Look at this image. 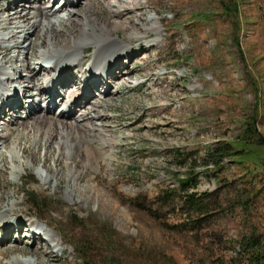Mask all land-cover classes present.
<instances>
[{
	"label": "rangeland",
	"instance_id": "rangeland-1",
	"mask_svg": "<svg viewBox=\"0 0 264 264\" xmlns=\"http://www.w3.org/2000/svg\"><path fill=\"white\" fill-rule=\"evenodd\" d=\"M9 1H0V15L7 14ZM48 1L60 8V16L73 12L78 20L86 14L95 17L96 11L98 19L115 24L120 20L115 13L142 5V10L130 13L134 25L158 31L139 42L133 60L122 54L112 85L93 91L97 99L106 98L98 123L107 126L110 132H103L118 143L109 164L72 181L60 158L62 146L47 150L42 139L35 149L38 161L27 157L17 164L21 178L9 171L0 176L3 189L16 192L21 216L40 215L72 238L65 251L47 241L51 251L44 256L45 264H85L81 254L88 264H250L251 252L245 250L250 238L264 253V145L257 144L264 137V0H113L111 6L108 0H74L67 5ZM37 5L27 0L25 7ZM229 5L237 10L230 12ZM12 55L18 59L15 75L30 63L31 68L40 65L36 58L26 59L24 48ZM88 67L89 62L83 70ZM78 70L82 68L72 72ZM43 79L41 71L37 90H43ZM67 83L70 90L79 91L78 83ZM31 91L36 92L32 85ZM40 102L39 110L44 105L43 99ZM61 103L49 116L72 120L62 116ZM23 106L19 116L25 119ZM251 116L256 122L249 135L245 131ZM241 137L247 138V146L238 141ZM224 142L235 149L246 147L248 159L221 160L215 149ZM81 151L74 147V165L83 159ZM184 157L187 161L180 164ZM48 169L55 176L45 184L41 173ZM189 175H196L192 190L208 205L203 214L181 208L180 179ZM68 190L73 199L66 197ZM166 192L171 198L160 199ZM30 241L26 248L41 249L42 242L33 246ZM8 250L9 258L33 260L32 255Z\"/></svg>",
	"mask_w": 264,
	"mask_h": 264
},
{
	"label": "bare ground",
	"instance_id": "bare-ground-1",
	"mask_svg": "<svg viewBox=\"0 0 264 264\" xmlns=\"http://www.w3.org/2000/svg\"><path fill=\"white\" fill-rule=\"evenodd\" d=\"M35 1L39 5L27 9V0H10L9 10L5 12L7 14L0 15V176L9 171V174L21 178L23 171L17 164L27 157L31 158V162H37L35 149L41 146L42 139H45L47 150L55 144L58 149L62 146L60 158L65 160L70 179L76 181L87 172L98 170L102 163L109 164L113 158L112 151L118 144L113 135L103 132V129L109 131L108 127H101L98 123L103 118L100 108L104 107L103 101L106 98L97 99L93 94L94 89L106 90L109 84L112 85L117 71L121 70L122 54L126 53V57L133 60V52L141 47L139 42L150 32L158 31V28L134 25L131 15L142 10V5L115 13V17L120 18L115 24L109 19H98L96 11L95 17L86 14L78 19L79 21L73 18V12L60 16V8L55 9L49 1L47 4V0ZM108 1L111 6L113 0ZM68 2L72 1L63 5ZM89 8L88 4L84 10ZM58 21L66 29L59 28ZM9 28L11 31L5 32ZM120 30L127 33L120 36ZM132 39L136 40L135 43ZM37 47L39 49L34 51ZM18 48H24L26 59L36 58L40 61L39 67L31 68L29 62L30 65L23 72L15 75L14 66L17 65L18 59L15 60L12 53ZM87 62L89 67L83 70ZM81 68L78 72H72V69ZM41 71L44 77L43 90H37V75ZM67 80L70 83L77 81L79 91L70 90ZM31 85L36 89L35 93L31 91ZM24 98H28L26 101H29V104L25 109V119H22L24 117L19 116V109ZM41 99L46 101V105H40L39 110L36 104H41ZM59 99L65 109L62 116L73 121L66 119L61 122L54 116H49L53 107L60 103ZM59 118L61 119V116ZM28 128L30 130L27 132ZM31 131L34 135L29 136ZM76 145L77 148H82L83 159L74 165L73 149ZM80 164L79 169L77 165ZM51 170L41 173L45 184L50 183L55 176ZM3 188L5 186L0 183V264H45L44 256L48 255L46 252L51 251L50 247H46L47 241L48 244L53 242L58 251H65V243L60 234L46 221L39 219L37 214L35 218L21 216V202L16 192ZM66 197L73 199L70 190L66 192ZM30 226H35L38 231L31 230ZM41 234H45V238ZM29 240L34 241L33 246L36 245L35 241L42 242L40 251L26 248L31 245ZM8 249L18 250L22 255H32L33 260H23L19 255L14 259L9 258L12 252Z\"/></svg>",
	"mask_w": 264,
	"mask_h": 264
},
{
	"label": "trees",
	"instance_id": "trees-1",
	"mask_svg": "<svg viewBox=\"0 0 264 264\" xmlns=\"http://www.w3.org/2000/svg\"><path fill=\"white\" fill-rule=\"evenodd\" d=\"M227 9L231 12L234 10H237V6L236 5H229L227 7ZM251 120L247 122L246 124L249 126L246 128L245 132H248L249 135H251L254 131L252 130V127H255V125L253 123L256 122V119L251 116ZM247 138H239L238 141H243L244 145L247 146V142H246ZM257 144L259 145H264V137H260ZM217 151V155L218 157H220V159L222 160L224 157H238L240 158L238 160L239 163H242L243 161H246V159H248L249 157V151L247 150L246 147H240L238 149H235V145L232 144L231 142H224L222 146H219L215 149ZM221 153V154H219ZM180 155V154H179ZM182 156V155H180ZM188 157H184V159H180V164H183L187 161ZM234 160V159H233ZM264 161L261 160V163ZM180 184H181V190L183 191V205L181 208L184 209H188L189 211H194V212H199V213H204L207 212L208 209V205L204 202V200H202L201 198L196 196V191L192 190L194 189V187L197 185V177L196 175H189L185 178H181L180 179ZM175 195L178 196V194L174 193ZM111 196L109 193L106 194V197L112 202V208L115 209L116 208V204H115V200L111 199ZM170 195H168V193H165L164 197H160V199L162 200H167L170 199ZM172 199H174V197H172ZM102 205H100L99 207H101ZM60 212V209L57 211ZM38 217L40 218V215H38ZM42 217V216H41ZM41 220H43V218H41ZM46 221V223L55 231H57L61 237L63 242L66 244L67 243H72L73 240L72 238H69V236H67V234H64L62 232V230L60 228H58L56 225H52V221L49 220H43ZM199 222V219H198ZM74 245V244H72ZM245 250L248 252H251L250 256L248 257L249 261L251 262L250 264H264V253L261 252L260 248H259V243L257 242V240L255 238H250L249 241L245 244ZM83 256L84 259V263L88 264V261L86 260V255L85 254H81ZM112 264H114L112 262Z\"/></svg>",
	"mask_w": 264,
	"mask_h": 264
}]
</instances>
